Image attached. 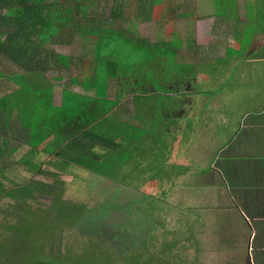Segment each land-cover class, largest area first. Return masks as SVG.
<instances>
[{
  "label": "rangeland",
  "instance_id": "obj_1",
  "mask_svg": "<svg viewBox=\"0 0 264 264\" xmlns=\"http://www.w3.org/2000/svg\"><path fill=\"white\" fill-rule=\"evenodd\" d=\"M120 1L125 5L120 6L112 1L103 10L107 15L111 5L112 8L113 5L115 8H122V15L125 17L120 16L114 20L115 27L119 24L123 28L129 27L128 30L135 39L169 42L167 47L171 49V53L172 50H178V57H174L180 62L177 72L196 74L198 84L195 92L207 90L214 94L210 95L212 99H222L210 103L196 101L194 111L188 113L192 119L177 118L179 120L170 125L174 130L178 129L172 137L161 139L158 130H149L156 139L154 150L144 155L142 160L134 155L129 160V165L120 169L113 177H90L82 168L71 169L75 170V179L70 184L74 189H81L80 193L89 191L100 203L108 196L117 200L121 196L123 200L128 199L127 206L118 208L117 212H109L110 218L100 219L106 215L99 213L105 208H72L68 217L64 208H60L61 213L57 211L59 208H49L52 216L58 215L57 219L49 222L43 214H39L40 209L18 208L15 213L17 222L22 218L26 220L19 222L23 232L16 229L20 233L13 234L14 229L3 227L1 223L6 218L3 213L8 209L3 206L0 210V234L3 235L2 232L5 231V236L9 235L4 237L3 244H6L7 249L14 243L20 247L16 246L19 250L14 248L12 254H0V264H24L36 260L50 264H193L192 259H196L194 264H206V261H212L211 264L224 262L225 254L223 257H216L209 250V245L214 242L216 229L223 225L222 221L217 220L223 217V213L214 212L221 209L222 205H217L219 186L212 183L216 178L213 167L217 152L228 146L229 140L245 124L247 126L249 119L246 116L256 117L261 103L258 100L259 93H256L255 86L248 92L242 91L240 82L247 79L237 77L241 61H235L232 66L234 68L228 70V66L233 63L230 58L211 59L215 56L223 57L224 54V48L215 47L214 50L211 49L212 45L208 46V42L214 38L209 34L214 28L213 0H173L171 3L174 7L171 11L168 10L167 0H160L156 18L153 13L150 15L149 3L152 0H146L148 7L144 13L139 10L141 0L114 2ZM191 10L192 14H189ZM119 33V29L114 32L116 41L109 50L113 55L108 57L112 62L118 63V76L140 77L158 83V80H167L169 77L165 68L176 69L169 60L171 56L164 55L163 51L157 54L160 45L133 46L130 39L119 36ZM103 51L107 53L108 47ZM85 55H92V51ZM140 58L147 62L137 65L142 61ZM180 60L190 63L182 64ZM161 69L160 78L152 76H156L154 71ZM178 73L170 72L171 75ZM251 81L257 83L256 80ZM100 82H104L103 76L100 77ZM261 90L264 91V86ZM58 93L60 94V90ZM145 99L141 95L135 97L136 101ZM85 100L68 94L66 103L70 108L79 106L78 102ZM155 117L160 122L159 115ZM133 120L132 118L131 122ZM135 123L141 124L139 121ZM130 129L140 133L136 128ZM70 198L75 204L85 202L84 198ZM102 204L107 206L106 202ZM85 205L91 207L89 203ZM39 216H42V222L37 221ZM98 228L103 232L100 235L102 237H98ZM223 231L228 232L226 227ZM240 233L241 230L236 225L232 229V240L237 238V242H240ZM205 240L208 245L204 244Z\"/></svg>",
  "mask_w": 264,
  "mask_h": 264
},
{
  "label": "trees",
  "instance_id": "obj_2",
  "mask_svg": "<svg viewBox=\"0 0 264 264\" xmlns=\"http://www.w3.org/2000/svg\"><path fill=\"white\" fill-rule=\"evenodd\" d=\"M112 1L120 6L123 4V1L114 2L115 0H104L103 6L96 4L99 13L102 7L103 15L96 19L95 13L91 12L95 10L93 3L89 6L88 20L84 22L79 12L75 16L79 6L63 3L62 0H0V210L8 208L3 213L6 218L4 216L1 223L3 227L14 229L13 234L23 232L19 222L26 220L22 218L17 222L15 213L18 208L40 209L39 214H43L49 222L58 218L57 214L51 215L49 208H59L58 213H61L60 208H64L67 217L72 208H105L99 212L106 213L100 219L110 218L109 212H117L118 208L127 206L128 199L123 200L121 196L117 200L108 196L100 203L89 191L80 193L81 189L76 190L71 186L75 179V170L71 169L82 168L90 177H113L120 169L129 165L128 162L134 155L142 160L144 155L154 150L156 139L149 130H158L161 139L174 135L165 129L164 123L173 116V111L180 104L179 98L188 94L186 90L178 96L176 89L182 85L176 86V83L182 84V80H192L197 76L195 73L187 75L177 72L179 61L175 58L178 57V50H172L171 53V49L167 47L169 42L135 39L129 32V27L125 29L121 24L115 27L114 20L125 16L122 15V8H115V5L113 8L111 5L110 13L105 15L103 10ZM145 2L146 0L140 2L141 13L147 10ZM167 2L168 10L171 11L174 7L171 2L174 1ZM213 3L223 4L224 0H213ZM160 4V0L149 3L150 15L153 13L156 18V9ZM117 29L120 31L119 36L130 39L133 46L160 45L157 54L163 51L164 55L171 56L169 60L176 69L165 68L169 74L167 80L161 79L163 83L159 80L158 83L152 82L153 90L149 92L135 85L132 86L135 90L130 91L133 82L129 79L132 77L122 74L118 76V63L108 59L113 55L109 50L116 41L114 32ZM125 30L129 33L123 32ZM78 33L94 40L93 45L88 46L93 49L92 55H65L51 46L54 41L71 43L76 40ZM105 47H108L107 53L103 51ZM140 60L142 61L137 65L147 62L143 58ZM180 61L182 64L190 63ZM155 63L158 62L155 60ZM161 71L162 69L154 71L156 76H152L160 78ZM171 71L178 75H171ZM33 73H41L47 81L50 76L54 82L62 83V105L55 104L51 84H28L27 75ZM66 76L68 79L63 83ZM101 76L104 77L103 83L100 82ZM132 79L149 82L140 77ZM119 81L124 83L123 87ZM35 87L38 88L33 89ZM21 88L26 92V106L29 110L19 119L12 117V110H16V107L11 99ZM68 94L86 100L78 102L79 106L69 108L66 103ZM139 95L146 99L136 101L135 97ZM195 104L196 101L189 105L190 110L186 107V117L182 119L193 118L188 113L194 110ZM12 105L14 107L10 110ZM157 106L159 108L156 109ZM166 113L169 114L168 117ZM156 115H159L160 122ZM132 118L134 120L131 122ZM135 121L141 124L137 125ZM130 127L140 130V133L134 132ZM70 197L84 198L85 202L75 204L70 201ZM85 203H89L91 207H86ZM41 217L37 221L42 222ZM99 228L98 237L103 234ZM2 233L0 254L14 253V248L17 249L16 246L20 245L14 243L7 249L3 243L4 237L9 235L5 236V231ZM24 264L50 263L36 260Z\"/></svg>",
  "mask_w": 264,
  "mask_h": 264
},
{
  "label": "crops",
  "instance_id": "obj_3",
  "mask_svg": "<svg viewBox=\"0 0 264 264\" xmlns=\"http://www.w3.org/2000/svg\"><path fill=\"white\" fill-rule=\"evenodd\" d=\"M62 1L66 4H77L79 8L76 9L78 11L75 16L77 17L79 12V16H83L84 22L88 20L89 6H92L93 3L95 10L91 12L95 13V18L103 16L102 7L99 13L96 4L99 3L103 6L104 0H100V2L98 0ZM212 9L214 28L209 34L214 38L208 42V46L212 45L211 49L214 50L215 47L224 48V54L223 57L215 56L211 59L230 58L233 63L228 66V70L234 68L232 66L235 61L242 63L243 60V63H240V74L237 75V77L247 79V81L240 82L242 91L248 92L255 86L256 93H259L258 100L261 103L256 117L246 116L249 119L247 126L245 124L229 140L228 146L217 152L213 167L216 178L212 183L219 186L217 205H222V208L218 211L214 210V212L223 213V217L217 219L222 221L223 225L216 229L214 242L209 245V250L214 252L216 257H223L225 254L223 264H264V91L261 90V87L264 86V0H224L222 5L213 3ZM250 17L253 19L250 20ZM76 37V40L71 43L54 41L51 46L65 55L78 54L82 56L88 51L89 53L91 50L93 51L92 48L88 49L89 45H93V39L82 37L80 33ZM27 79L30 85L47 83L44 85L47 86L51 84L54 88L55 104L62 105V83L54 82L50 76L47 81L41 73L28 74ZM67 79L66 76L62 82L66 83ZM197 79L195 77V81L191 82V104L194 101L210 103L222 99H212L210 95L214 94L207 90L200 93L195 92V86L198 84ZM251 79L256 80L257 83ZM207 81L209 80L207 79ZM36 88L38 87L33 89ZM58 90H60V94ZM25 94L26 92L21 88L12 96L11 100L16 110L13 109V105L12 108H9L13 109V118L20 119L21 115L24 117L28 113ZM30 98H33V95H30ZM236 225L241 230L240 242H237V238L234 240L231 238L233 237L232 229ZM224 227L228 232L223 231ZM203 242L208 245L207 240ZM197 243L195 244L200 246ZM193 253L195 252L193 251ZM197 257L199 256L197 255ZM199 260L197 259V261ZM192 261L194 264L196 259H192ZM211 263L213 262L207 263L206 261V264Z\"/></svg>",
  "mask_w": 264,
  "mask_h": 264
},
{
  "label": "flooded vegetation",
  "instance_id": "obj_4",
  "mask_svg": "<svg viewBox=\"0 0 264 264\" xmlns=\"http://www.w3.org/2000/svg\"><path fill=\"white\" fill-rule=\"evenodd\" d=\"M129 81H132L133 84H131V88H130V91L131 90H135V88H132L133 85H135L136 87L142 89V90H146V91H152L153 90V84H151L152 82H147V81H143V82H139V80H136V79H129ZM193 81H195V79H193ZM160 83H163L162 81ZM182 84H179V83H176V86L178 85H182L180 88L176 89V94L179 96L181 92H184L187 90V93L191 90H192V83H191V80H189L188 78L185 80H182L181 82ZM119 84L123 87L124 83H121L119 81ZM172 87V86H171ZM191 93L187 96H184V97H181L179 98V102L180 104L176 107V111H173V116H170V119L169 120H166L165 123H164V127L165 129H167V131H171L172 133H176L177 130H174V128H171L170 125L174 122H176L177 120L181 119L182 118H185V112H186V107H187V110H190L191 107L189 106L191 104ZM169 114L166 113V117H168ZM179 118V119H177ZM162 127H163V124H162ZM171 137L174 136V135H170ZM169 141V140H168Z\"/></svg>",
  "mask_w": 264,
  "mask_h": 264
}]
</instances>
